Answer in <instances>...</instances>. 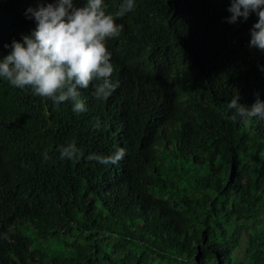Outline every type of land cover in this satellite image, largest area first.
I'll list each match as a JSON object with an SVG mask.
<instances>
[{
  "label": "trees",
  "instance_id": "trees-1",
  "mask_svg": "<svg viewBox=\"0 0 264 264\" xmlns=\"http://www.w3.org/2000/svg\"><path fill=\"white\" fill-rule=\"evenodd\" d=\"M40 2L0 0V60ZM229 7L135 0L107 41L118 86L105 101L80 89L83 113L0 78V264H264V120L227 108L264 101V50L249 46L257 15L229 23ZM73 140L84 157L61 160ZM119 148L116 165L86 159Z\"/></svg>",
  "mask_w": 264,
  "mask_h": 264
},
{
  "label": "clouds",
  "instance_id": "clouds-1",
  "mask_svg": "<svg viewBox=\"0 0 264 264\" xmlns=\"http://www.w3.org/2000/svg\"><path fill=\"white\" fill-rule=\"evenodd\" d=\"M135 8V0H123L115 17H124ZM229 23L240 18L247 21L255 13L258 20L251 29L249 46L264 50V0H230ZM29 18L36 22L31 36L23 42L13 41L12 51L0 60V78L13 87L30 89L32 94L51 100L57 107L72 103V111L85 112V100L80 89L92 86L91 96L97 101L107 100L116 90L111 77L114 72L107 41L120 36L123 25L107 14L104 0H85L77 6L75 0H42L36 8H28ZM234 96L227 104L232 123H247L253 118L264 120V101L257 99L251 106ZM95 127H99V121ZM61 160L79 161L84 157L82 148L73 140L58 149ZM45 161L48 151L43 153ZM126 155L119 148L108 156L89 154L86 159L102 165H116Z\"/></svg>",
  "mask_w": 264,
  "mask_h": 264
},
{
  "label": "rangeland",
  "instance_id": "rangeland-1",
  "mask_svg": "<svg viewBox=\"0 0 264 264\" xmlns=\"http://www.w3.org/2000/svg\"><path fill=\"white\" fill-rule=\"evenodd\" d=\"M69 242H72L73 241V238H69V240H68ZM61 245H63V246H65V244L63 243V242H61ZM52 247H53V249H55L56 251H59L60 250V248L58 247V245H57V242L56 243H52ZM66 248V247H65ZM66 249H68V248H66Z\"/></svg>",
  "mask_w": 264,
  "mask_h": 264
}]
</instances>
